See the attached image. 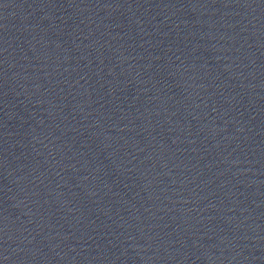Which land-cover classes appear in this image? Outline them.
Here are the masks:
<instances>
[{"label":"water","instance_id":"water-1","mask_svg":"<svg viewBox=\"0 0 264 264\" xmlns=\"http://www.w3.org/2000/svg\"><path fill=\"white\" fill-rule=\"evenodd\" d=\"M0 264H264V0H0Z\"/></svg>","mask_w":264,"mask_h":264}]
</instances>
